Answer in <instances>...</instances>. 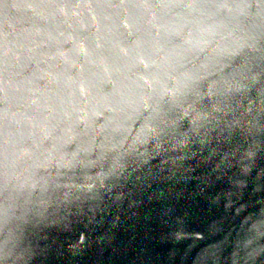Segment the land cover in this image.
<instances>
[{"label":"water","instance_id":"obj_1","mask_svg":"<svg viewBox=\"0 0 264 264\" xmlns=\"http://www.w3.org/2000/svg\"><path fill=\"white\" fill-rule=\"evenodd\" d=\"M0 264H264V0H0Z\"/></svg>","mask_w":264,"mask_h":264}]
</instances>
